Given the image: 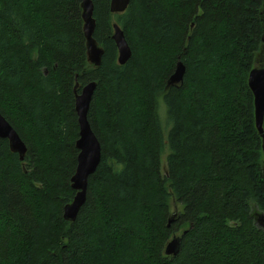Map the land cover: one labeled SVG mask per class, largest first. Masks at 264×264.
I'll return each mask as SVG.
<instances>
[{"label":"trees","instance_id":"obj_1","mask_svg":"<svg viewBox=\"0 0 264 264\" xmlns=\"http://www.w3.org/2000/svg\"><path fill=\"white\" fill-rule=\"evenodd\" d=\"M81 2L0 0V112L27 146L22 160L0 137V264H264L248 85L264 56V0H131L121 13L93 0L99 66L87 61ZM114 23L132 48L123 65ZM179 60L183 83L168 85ZM93 80L102 158L71 222L74 87ZM180 230L179 253L166 255Z\"/></svg>","mask_w":264,"mask_h":264},{"label":"water","instance_id":"obj_2","mask_svg":"<svg viewBox=\"0 0 264 264\" xmlns=\"http://www.w3.org/2000/svg\"><path fill=\"white\" fill-rule=\"evenodd\" d=\"M83 30L86 37L87 61L93 66L101 64L104 49L94 37L95 18L93 16V0H81ZM131 0H111L110 10L112 13H121L126 11ZM113 36L118 49V62L123 65L132 57V48L126 38L125 31L119 24H113ZM186 72L185 64L179 60L174 72L170 75L168 85H177L183 83ZM78 75H76V79ZM79 82L76 81L75 92V110L78 116L79 137L76 141V147L79 150L77 158V167L71 178L72 187L76 194L72 202L66 204L63 209V216L68 221H75L80 209L87 199L89 179L97 170L102 158V145L94 132L88 114L94 93L97 89L98 82L90 81L79 88ZM248 85L254 96V115L255 125L262 138V150L264 152V60L259 65L254 66L248 76ZM0 137L7 138L10 148L13 152L24 159L27 146L22 140L17 130L0 112ZM177 214H173L168 221V226L175 220ZM264 223V215L257 219ZM260 227V226H259ZM186 231L183 232L185 234ZM182 235H174L165 247V254L175 257L179 251L182 242Z\"/></svg>","mask_w":264,"mask_h":264},{"label":"rangeland","instance_id":"obj_3","mask_svg":"<svg viewBox=\"0 0 264 264\" xmlns=\"http://www.w3.org/2000/svg\"><path fill=\"white\" fill-rule=\"evenodd\" d=\"M263 53H264V52H263ZM261 60H264V56H262V57L260 58V61H261ZM255 66H256V65H255ZM162 115H163V113H162ZM166 121H167V118H165V121H163V122H166ZM263 155H264V154H263ZM166 157H167V150H165V151L163 152V154H162V159H161V161H162V170H163V172H164L165 165H166ZM115 167L118 168L117 165H116ZM262 215H264V211H262L261 209H259L258 207L255 206V207L253 208V216H254V219H255V221L257 222L258 226L264 228V223L262 224V223H260L259 221H257V219H258V218H261ZM92 233H93V235H94L95 232H92ZM176 235H181V230H180L179 232H177ZM87 261H88V260H87Z\"/></svg>","mask_w":264,"mask_h":264},{"label":"bare ground","instance_id":"obj_4","mask_svg":"<svg viewBox=\"0 0 264 264\" xmlns=\"http://www.w3.org/2000/svg\"><path fill=\"white\" fill-rule=\"evenodd\" d=\"M258 221V220H257ZM255 223L257 224V222L255 221ZM258 225V224H257Z\"/></svg>","mask_w":264,"mask_h":264}]
</instances>
